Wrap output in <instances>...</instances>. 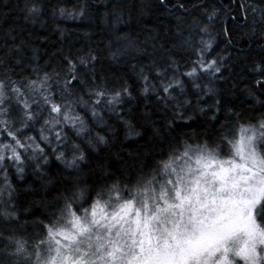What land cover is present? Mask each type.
Segmentation results:
<instances>
[{
	"label": "snow or ice",
	"instance_id": "1",
	"mask_svg": "<svg viewBox=\"0 0 264 264\" xmlns=\"http://www.w3.org/2000/svg\"><path fill=\"white\" fill-rule=\"evenodd\" d=\"M25 7V19L31 16L35 22L41 8L35 3L28 7L27 0ZM241 8L247 19V7ZM251 9L255 35V25L264 24V5ZM57 12L61 17H82L86 6L78 12L54 6L53 16ZM108 15L104 13L102 23H107ZM112 15L115 28L122 10L114 5ZM214 15L216 10L209 20ZM200 31L207 32L208 26ZM115 38L127 44L109 51L113 62L129 49L147 59L133 64L131 71L145 105L141 119L151 136L145 151L136 153L142 158L131 172L125 170L98 188L81 183V163L88 160L81 145L86 143L94 151L108 145L101 131L114 129L106 117L119 118L128 137L141 135L118 110L125 98L134 99L132 84L124 80L108 87L103 77H97L98 57L92 48L79 50L75 57L61 52L64 68L51 71L36 63L33 48L27 63L22 55L15 58L21 73L27 74L13 79L11 69L5 68L0 76V219L8 225H0V264H264V116L245 124L235 114L239 127L221 124L213 141L170 142L166 154L163 149L157 153L155 142L163 136L152 119L155 113H163L164 131L187 124L196 112L214 109L211 120L218 118L219 99L202 105L206 96L216 95L212 80L222 78L218 60L205 56L212 41L202 40L195 49L197 59L185 63L181 71L180 61L170 52L158 54L155 43L148 50L147 40L142 46L128 34ZM11 39V47L0 51V67L5 66V56L29 47L24 40L16 44V37ZM254 71L257 79L250 94L264 89V66L257 65ZM206 76L211 77L208 82ZM150 100L154 111L148 110ZM51 157L63 168L49 178L45 168ZM9 167L20 179L32 167L44 187L59 182L63 188L51 201L38 202L39 216L24 210L35 216L30 234H17L29 221H19ZM64 170H69L66 176Z\"/></svg>",
	"mask_w": 264,
	"mask_h": 264
},
{
	"label": "trees",
	"instance_id": "2",
	"mask_svg": "<svg viewBox=\"0 0 264 264\" xmlns=\"http://www.w3.org/2000/svg\"><path fill=\"white\" fill-rule=\"evenodd\" d=\"M25 3L26 0H0V51L6 52L7 48L11 47V36L16 37V44L24 40L29 45L22 49V53L14 51L12 56L4 57L5 66L0 67V76H3L5 68L11 69L13 79L27 74L21 73L20 67L15 64V58L22 55L27 63L33 48L37 50L36 63L48 71L52 68H64L61 52L75 57L79 50L87 52L92 48L98 57V78L103 77L108 87L118 86L124 80L132 84L134 99L125 98L126 102L118 110L124 119L132 123V130L139 131L141 135L128 137V129L119 118L106 117L114 131L109 132L107 128L103 131L96 130L108 137V145H99L95 151L86 143L81 145L88 156V160L81 163L79 171L82 185L98 188L106 181L110 183L120 177L125 170L131 172L142 158L136 153L142 154L145 151V143L151 136V129L146 127L141 119L145 105L139 95L140 85L134 82L135 77L131 71L133 64L147 63V59L138 56L131 49L127 54H121L118 62L109 59L110 50L124 49L127 44V40H116L117 35L128 34L130 39L135 38L142 46L147 40L148 50H151V44L155 43L158 54L166 55L170 52L180 61L181 71L184 70L185 63L197 59L195 49L201 47V41L211 40L212 46L205 56L207 59H217L221 66L218 77L222 78L212 80L216 95L206 96L202 102V105H211L219 99L221 110L216 113L218 118L211 120L214 109L207 110L206 114L196 112L194 119L187 124L181 122L179 127L174 126V130L164 131V121L161 119L163 113H155L152 119L161 127L163 136L162 140L155 142L157 153L163 149L166 154L170 142L178 144L181 140H187L195 145L203 143L205 139L213 141L219 135L221 124H226L229 129L233 126L239 127L235 114H239V122L245 124L256 123L264 116V89L255 94L249 93V88L257 79L254 69L257 65L264 66V35H261V32H264V24L257 23L256 34H252L254 26L251 6L264 5V0H166L165 4H160L159 0H27L28 7L35 3L41 8L35 22L31 16L25 19L28 15ZM178 3H183L184 9L174 7ZM82 5L86 6V13L82 17L66 18L61 17L58 12L55 16L52 14L54 6L57 9L63 7L68 11L75 9L78 12ZM114 5L123 13L121 22L116 23L115 28L112 15ZM241 5L247 7V19ZM213 10H216V15L209 20L208 15ZM105 12L109 13L107 23H102ZM205 25L208 26V31L201 32L200 29ZM6 33L11 36H5ZM149 37L153 39L148 40ZM210 79L211 77L206 76L204 82ZM192 100L195 103V96H192ZM151 103L150 100L148 110L154 111ZM229 109L232 110L231 113ZM147 159L150 163L151 156ZM58 168L62 169L63 166L59 165L55 157H51L45 168L49 178H52ZM68 171L64 170L65 176ZM8 172L14 189L13 203L19 214V221H29L17 234H30L33 231L31 221L35 216L24 210L30 209V212L39 216L38 202L42 199L51 201L60 195L63 188L59 182L44 187L33 174L32 167L26 168L23 179H20L11 167ZM64 186H68L67 181ZM0 225L8 226L2 219ZM7 234L6 231L5 235ZM2 246L0 244V247Z\"/></svg>",
	"mask_w": 264,
	"mask_h": 264
},
{
	"label": "rangeland",
	"instance_id": "3",
	"mask_svg": "<svg viewBox=\"0 0 264 264\" xmlns=\"http://www.w3.org/2000/svg\"><path fill=\"white\" fill-rule=\"evenodd\" d=\"M237 138H239V137L237 136Z\"/></svg>",
	"mask_w": 264,
	"mask_h": 264
},
{
	"label": "bare ground",
	"instance_id": "4",
	"mask_svg": "<svg viewBox=\"0 0 264 264\" xmlns=\"http://www.w3.org/2000/svg\"><path fill=\"white\" fill-rule=\"evenodd\" d=\"M237 136H238V134H237Z\"/></svg>",
	"mask_w": 264,
	"mask_h": 264
}]
</instances>
